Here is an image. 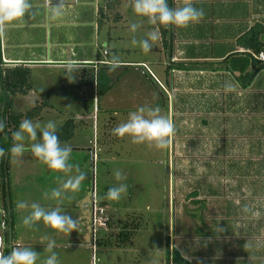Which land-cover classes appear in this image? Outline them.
<instances>
[{
  "label": "rangeland",
  "instance_id": "1",
  "mask_svg": "<svg viewBox=\"0 0 264 264\" xmlns=\"http://www.w3.org/2000/svg\"><path fill=\"white\" fill-rule=\"evenodd\" d=\"M124 1L120 0L121 3ZM102 5L103 9L107 10L105 4ZM228 16H222L220 23H225ZM137 21H141L142 25L150 24L146 17H138ZM150 31H154L152 27L136 33L137 36L146 37ZM136 40L139 41V39ZM153 44L152 53L145 55L137 50L130 57L151 60H159L161 57L162 61L166 57L163 61L165 69L167 64H171L173 68L188 69L207 68L218 63L210 61L190 62L184 65L183 63L173 64L170 63L167 55L154 50L158 44L157 41ZM224 46L218 39L208 46L200 44L198 49L202 54L215 56ZM136 47L139 48L138 45ZM151 68L156 72L153 67ZM32 74L30 71L31 85L33 84ZM35 74L37 73H34L32 77H35ZM39 76H42V84L44 77L49 74L41 72ZM79 79L78 76L75 79L77 88L67 86L66 91L70 90L69 96L75 100L71 105L64 106L60 103L53 105L50 101L52 97L41 93V90L36 91L32 88L27 95L17 98L15 108L21 113L29 110L40 101L39 95H42L48 104L41 107L39 116L31 120L33 123L44 124L51 120L58 128L66 119L74 120L76 126L73 137L65 144L71 147L72 160L78 157L86 159L87 164H81V173L84 172L86 176L91 173L92 167L89 154L93 156L92 168H95V171L98 170V176L96 180L94 179V192L97 201L103 202L100 206L104 209V216L107 219L111 217L109 219L111 224H106L102 228L95 226V234H93L90 202L88 204L86 199L76 197L78 204L73 206L72 194L68 192H65V198L63 197L59 202L45 196L44 193L58 187L65 176L61 174L62 176H58L61 177L59 180L55 176L50 177L51 170L36 158L32 159L30 152L25 151L19 159L9 156L8 183L4 187V198L3 179L0 178L1 253L4 247L9 250L8 253L15 247H32L40 254L37 264H41L49 255L44 250L47 240H54L56 246L53 250L57 254L59 264H172L170 260L167 261V252L170 249L168 244H170L171 249L175 246L189 251L194 248L198 252L197 257L207 258L205 264L214 262L229 264V259L222 254L221 250L240 251L243 249L241 244L248 246V254H251V249H255V252L257 249L264 250V238H257L255 233L250 235L245 231V219H251L253 227H255L253 219H264V191L260 193L256 191L262 184L264 185V176H256L254 171L248 176H240L236 165L245 158L242 159L243 156L240 154L239 136L231 134L227 126H224L228 123L227 120L225 121L226 117H223L226 115L224 112H217L218 117L221 115V118L216 120V131L212 140L201 142L198 146L196 144L195 148L192 143L187 144V149L192 151L193 148V156L186 157L187 149L181 145L182 150L179 149L178 153L183 156L185 177H176L170 163L172 159H168L173 136L169 138L164 149H156L154 145L146 143L134 144L127 136L122 138L115 136L113 149L109 153L100 150L101 142L112 138L111 135H107L108 138L106 135L102 136V123L105 121L112 130L119 123L124 122L123 117L128 116L132 110H130L131 107H125L128 108L127 111L119 102L115 103V111L103 110L101 104L97 103L100 94L98 96L94 90L96 75L94 74L92 84L86 87L78 84ZM247 93L249 101L257 100L264 104V69L253 78ZM182 97H179V101L185 102L186 98ZM186 97L188 99V96ZM170 102L159 107L160 115L166 116L173 123L176 132L175 121L180 116L174 109L175 106L172 111ZM144 105L147 107L145 103L140 107ZM253 118L255 117L252 112L246 117L249 120ZM243 134L253 136L248 131ZM37 138L39 139V133ZM30 143L32 141L26 140L25 146L27 147ZM252 146L255 147L254 144ZM250 158L256 157L253 154ZM36 165L39 169L32 170ZM114 169L121 170L127 177L129 185L127 193L122 194L118 201L104 198L107 190H102V187H111L116 183L112 174ZM77 171L68 175H75ZM86 182L89 183L91 196L92 182L85 178L81 185L83 187ZM97 188L101 192L100 199ZM194 190L197 195L189 196L188 194ZM195 200H200L201 203L196 204ZM18 201H25L28 204L35 202L47 208L59 206L71 217L72 215L78 217L72 218L78 222L77 231L74 230L68 235L57 233L42 222L31 229L26 228L21 224V219L29 209L18 210L15 207ZM4 208H7V211ZM2 219L14 220L12 230L7 224L3 227ZM126 230L129 231L128 236L124 238L118 236L119 232ZM118 237L123 239L119 241ZM246 260L247 264H264V257L247 255Z\"/></svg>",
  "mask_w": 264,
  "mask_h": 264
},
{
  "label": "crops",
  "instance_id": "2",
  "mask_svg": "<svg viewBox=\"0 0 264 264\" xmlns=\"http://www.w3.org/2000/svg\"><path fill=\"white\" fill-rule=\"evenodd\" d=\"M103 1L64 0L63 14L52 19L50 17L51 6H54L57 0H30L33 12L31 17L26 13L22 20L0 26V66L21 65L27 67L31 74L37 73L35 77H32L33 74L31 76L33 78L32 88L36 91L41 90V93L52 97L50 101L53 105L60 103L68 106L75 102L69 96L70 90L66 91L67 86L77 88L75 79L78 76L80 77L78 84L86 87L87 85L80 81L88 68H91L94 73L100 72L102 87H106L97 99V103L101 104L103 110L115 111L116 102L124 108L131 107L130 110L135 111L143 103L147 107H160L171 101L172 111L175 106L174 109L180 116L175 121L177 130L173 135L168 157L169 160L172 159L170 163L176 177H185L183 156L178 153L179 149L182 150L181 145L187 149V144L192 143L195 148L196 144L198 146L201 142L212 140L216 131V120L221 118V115L218 117L217 112H224L226 115L223 117H226L225 121L228 122L224 126H227L228 132L239 136L240 154L243 156L242 159L245 158L239 165H236L240 176H248L252 171L256 176H264V104L257 100L249 101L247 92L251 84L247 88H242L237 81L239 72L232 70L230 64L227 68H217L212 65L207 68L188 69L173 68L171 64H167L165 69L163 61L166 57L163 61L161 57L159 60L131 58L130 56L137 50L142 52L140 48L131 44L133 36L139 40L146 37L137 36V33L136 35L131 34L128 30L129 24L139 23L138 32L152 27L158 34L156 40L158 44L154 50L166 56L159 29L156 25H142L141 21H137L139 16L133 13L132 0L120 2L119 7L112 9L111 14H109L110 10L103 9ZM185 2L186 0H173L172 8L181 7ZM190 2L193 6L203 9L204 16L199 23L190 24L187 27L170 25L172 29L170 63L173 64L221 61L231 53L243 52L244 50L236 44L237 37L256 22L264 26V0H190ZM227 15L229 16L225 19L226 22L220 23L222 16ZM218 39L221 45L227 44L228 46L221 47L222 49L215 56L202 54L199 51L200 44L208 46ZM150 53H152V48ZM262 55L264 57V54ZM69 63L73 66L71 71L66 67ZM151 67L158 74L151 70ZM39 72L49 74L44 77L42 84V76H39ZM226 83L232 85V91H225ZM94 90L99 96L97 79ZM182 96L186 98L185 102L179 101V97ZM182 99L184 100L183 97ZM218 100H220L219 103ZM125 109L128 111V108ZM250 112L255 117L251 120L246 119ZM123 119L126 121L127 116ZM110 130L111 127L104 121L101 125V134L104 137L111 135L112 138L106 142L102 141L100 150L108 153L115 143V136L112 132L109 133ZM246 131L253 136L244 135ZM193 148L192 151L187 149L186 157L194 155ZM100 150L98 148V151ZM253 154L255 159L250 158ZM89 158L92 159L93 167V156L89 154ZM71 162L76 167L69 172L70 174L77 170L81 172V164H87L85 158L79 157L76 160L71 159ZM92 167L91 173L84 179L91 181ZM38 169L36 165L32 170ZM61 174H64L65 178L68 175V173L51 170L49 176H55L59 180L61 177L58 176H62ZM97 176L98 170L95 171L94 168L95 180ZM109 187H102V190H107ZM256 191L258 193L264 191V185L262 184ZM67 192L72 194L71 204L73 206L78 204L76 197L86 199L88 204L90 202V187L87 182L83 187L80 185L78 191ZM100 193L98 190L99 199ZM72 216V218H78L75 215ZM245 221L247 233L250 235L255 233V237L264 238V219H253L255 227L251 225V219H245ZM245 245L241 244V249L242 247L243 249L240 251L221 250V252L229 259V264H247V255L264 257L263 249H257L256 252L255 249H251V254H248V246ZM169 246V251H171V245L168 244ZM174 248L190 264H205L207 261H205L207 258L197 257L198 252L194 248L190 251L176 246ZM169 262L172 263L171 260Z\"/></svg>",
  "mask_w": 264,
  "mask_h": 264
},
{
  "label": "clouds",
  "instance_id": "3",
  "mask_svg": "<svg viewBox=\"0 0 264 264\" xmlns=\"http://www.w3.org/2000/svg\"><path fill=\"white\" fill-rule=\"evenodd\" d=\"M64 7V0H57V3L51 6L50 17L55 19L61 16ZM131 7L136 16L146 17L148 23L153 25L187 27L190 24L199 23L204 16L203 9L193 6L190 0H186L178 8L169 7L168 0H132ZM26 13L30 17L33 15L30 0H0V26L22 20ZM139 27V23L132 22L129 24L128 30L135 34ZM157 38V32L150 31L146 34V38L139 41L133 36L131 44L138 45L143 53H150V49L154 45L153 42ZM66 67L71 71L73 66L69 63ZM224 88L225 91H232L231 84L226 83ZM4 128V122L0 121V131H3ZM111 132L117 138L129 137L134 144L146 143L154 145L156 149H164L169 138L174 135L175 128L166 116L160 115L158 106H142L135 111H130L126 121L119 123ZM37 133H39V139ZM11 139L13 142L8 152L13 159L21 158L25 151H28L54 172L67 174L76 167L71 162V147L61 144L54 121L50 120L41 124L33 123L27 118L22 119L18 128L11 133ZM26 140L32 141L27 147L25 146ZM4 155V149L0 148V157ZM112 174L116 183L107 189L104 198L118 201L122 194L127 193L129 185L127 177L122 174L121 170L114 169ZM83 179L84 175L79 171L75 175H67V178L61 179L58 187L46 191L44 195L59 202L65 192L78 191ZM15 207L18 210L29 209L21 219V224L26 228L31 229L37 223L42 222L57 233L68 235L74 230L77 231V220H73L59 206L47 208L35 202L28 204L25 201H18ZM45 239L47 238L45 237ZM55 246L54 240H47L44 250L49 255L41 264H59L57 254L53 250ZM39 257L40 254L32 247H15L7 255L0 253V264H37Z\"/></svg>",
  "mask_w": 264,
  "mask_h": 264
},
{
  "label": "trees",
  "instance_id": "4",
  "mask_svg": "<svg viewBox=\"0 0 264 264\" xmlns=\"http://www.w3.org/2000/svg\"><path fill=\"white\" fill-rule=\"evenodd\" d=\"M105 7L107 10L112 11L119 7L120 0H105ZM173 0H168L169 7H172ZM159 29L160 36L162 39L163 47L167 57L171 58V41H172V29L169 26L156 25ZM236 44L241 47L243 52L231 53L226 56L223 60L217 61V68H227V65L230 64V68L234 71H238L239 75L237 76V81L240 83L242 88H247L255 75L262 69H264V60L256 58L260 54H264V26L260 23H254L248 30L243 32L236 39ZM1 65V59H0ZM82 75V84L91 85L93 81L94 74L96 75L98 83L99 94L104 92L106 87H102L100 81V72L94 73L91 68L85 70ZM30 70L27 67L21 65H15L12 67H2L0 66V121H3L5 128L3 131H0V148L4 149L5 155L0 157V178L3 179V198L5 196L4 187L8 183V160L9 152L8 149L12 144L11 133L18 128L19 123L22 119L36 118L39 116L41 107L46 106L48 103L43 99L42 95L40 96V101H38L34 107L24 112H19L16 110V100L20 96L27 95L30 90H32V85L30 82ZM75 122L73 119H66L58 128L57 136L61 141V144L64 145L69 141L74 134ZM189 196H196V191L190 192ZM187 195V196H188ZM194 203H201L200 200H195ZM103 205V202H100L99 205ZM7 211V208H4ZM108 217L106 224L110 225V219ZM4 224H7L8 228L12 230L14 225L13 219L3 220ZM124 227L127 225H123ZM129 231H122L118 233L119 237L128 236ZM118 240L121 241L122 239ZM97 240V239H96ZM8 249L3 248L2 253L7 255ZM171 260L174 264H190L189 261L183 259L178 251L173 248L171 251L167 252V261Z\"/></svg>",
  "mask_w": 264,
  "mask_h": 264
},
{
  "label": "built area",
  "instance_id": "5",
  "mask_svg": "<svg viewBox=\"0 0 264 264\" xmlns=\"http://www.w3.org/2000/svg\"><path fill=\"white\" fill-rule=\"evenodd\" d=\"M105 54V51H104ZM256 58L260 60H264L262 54L257 56ZM144 66V65H143ZM91 199H90V208H91V225H92V232L95 234V226L96 227H104L106 225L107 218L104 216V209L99 205V202L96 199V195L94 192V168H92V176H91Z\"/></svg>",
  "mask_w": 264,
  "mask_h": 264
},
{
  "label": "water",
  "instance_id": "6",
  "mask_svg": "<svg viewBox=\"0 0 264 264\" xmlns=\"http://www.w3.org/2000/svg\"><path fill=\"white\" fill-rule=\"evenodd\" d=\"M0 248H1V235H0ZM0 253H1V250H0Z\"/></svg>",
  "mask_w": 264,
  "mask_h": 264
},
{
  "label": "flooded vegetation",
  "instance_id": "7",
  "mask_svg": "<svg viewBox=\"0 0 264 264\" xmlns=\"http://www.w3.org/2000/svg\"><path fill=\"white\" fill-rule=\"evenodd\" d=\"M83 175H84V177H86V174H84V172H83Z\"/></svg>",
  "mask_w": 264,
  "mask_h": 264
}]
</instances>
